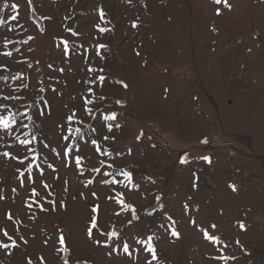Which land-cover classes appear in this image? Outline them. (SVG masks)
Wrapping results in <instances>:
<instances>
[{
	"label": "rangeland",
	"instance_id": "rangeland-1",
	"mask_svg": "<svg viewBox=\"0 0 264 264\" xmlns=\"http://www.w3.org/2000/svg\"><path fill=\"white\" fill-rule=\"evenodd\" d=\"M226 2L231 10L225 0L219 5L213 0H0V115L17 119L8 133L0 129V153L28 157L22 165L0 156V195L5 197L0 200V243H10L6 230L20 244L0 250V264H25L27 258L41 264V257L44 264H60L65 254L68 264H145L150 253L140 249L147 247L149 235L158 256L153 264H264V0ZM31 13L42 21V30ZM133 22L139 26L132 28ZM97 26L106 31L98 32ZM65 40L67 57L61 54ZM101 44L106 47L97 49ZM86 99L94 102L88 104L91 116L83 110ZM73 110L82 124L66 123ZM38 111L50 115L37 116ZM112 114L115 121L103 119ZM69 127L83 135L63 140ZM33 137L27 147L35 151H26L21 141ZM93 139L111 155L99 156ZM205 139L208 143L201 144ZM65 144L85 158L81 169L74 167L71 154L68 167L56 155ZM185 156L189 163L181 165ZM98 159L116 161L102 169L113 177L88 171L99 166ZM28 164L45 170L48 189L35 168L36 183L19 187L17 169L27 175ZM121 169L132 173V183L115 175ZM89 179L94 183L85 188ZM105 179L128 187L105 185ZM32 187L45 208L51 206L44 197L55 200L56 210L25 208ZM123 204L133 206L140 220L129 225L133 213ZM90 214L99 230L119 234L109 243L120 255L109 256L107 248L88 239ZM166 215L176 221L179 239L165 231L173 228ZM202 227L218 242L203 239ZM61 232L69 252L57 251L63 247ZM93 233L94 239L105 240L97 229ZM122 242L130 243L131 259L122 254ZM221 251L235 259H211Z\"/></svg>",
	"mask_w": 264,
	"mask_h": 264
},
{
	"label": "snow or ice",
	"instance_id": "snow-or-ice-1",
	"mask_svg": "<svg viewBox=\"0 0 264 264\" xmlns=\"http://www.w3.org/2000/svg\"><path fill=\"white\" fill-rule=\"evenodd\" d=\"M128 3H131V0H127ZM29 3H31V0H29ZM213 3L216 4V5H219L221 4V0H213ZM13 7H15V5H13ZM224 7L227 8L228 10H231V5L228 4L225 0V3H224ZM216 14L217 15H221V11L219 8H217L216 10ZM99 17L101 20H104L105 18V13L103 11V9L101 8L99 10ZM13 19H15V17H13ZM45 19H50L48 17H45ZM139 25L136 23V22H133L131 24V27L132 28H137ZM97 30L98 32L100 33H103L106 31L105 28L103 27H98L97 26ZM69 31H72L71 29H69ZM73 35H77V33L73 32ZM30 39H33V37H29ZM6 47V45H5ZM106 45H97V49L99 48H105ZM69 45H68V42L65 40L62 42V48H61V54L62 56H65L67 57L69 55ZM250 51V49H249ZM3 56H6V57H11L12 56V53L11 52H3L2 53ZM51 67V66H50ZM62 71V69H61ZM89 71H92V69H89ZM99 71H103V69H100ZM98 79L100 81H103L105 79L104 76H99ZM124 87H127V85H124ZM41 91H43V89H41ZM53 91H55V89H53ZM4 99H9V97H4ZM98 99H101L103 100L104 97H98ZM89 103H94L90 100H85L84 101V112L91 116L92 114V109L88 107V104ZM116 103L118 105H121V101L117 100ZM122 106V105H121ZM47 107V106H46ZM46 114H49L50 115V111L49 112H44V111H38L36 113L37 116H44ZM27 116V114H25ZM76 117V112L75 110L72 111V114L67 116L66 117V123L68 125H71L73 122L75 123H83L82 120H74V118ZM27 118L29 120H32V117L31 116H27ZM105 121H115L117 119L116 115L115 114H112V115H106L104 116L103 118ZM17 124V119H16V116L14 114H9V115H0V129L4 130L5 133H8L9 131L13 130L14 126ZM24 127H26L27 125H22ZM61 127H64V125H61ZM116 127H120L119 124L116 125ZM107 130L109 132H111L113 129H112V125L111 124H108L107 125ZM68 131V135H65L62 137L63 140L67 141L69 139L70 136H72L74 133L77 135V136H80V135H83V133L81 132V129L80 128H75L74 130L69 127L67 129ZM144 136V133L143 131H141L139 133V135L137 136V142H139ZM103 139L105 141H107L109 139L108 136H104ZM114 140V137L112 138ZM149 139H151V137H149ZM33 140H35V137H33L32 139H26V140H23L21 141V144L24 146L25 150L26 151H35V149H28V145H30ZM208 141L205 139V140H202L201 141V144H207ZM91 144L94 146L95 148V152L99 155V156H109L111 155L110 153H107L105 151H102L99 146L97 145V141L95 139H93L91 141ZM45 147H47V145H45ZM152 147H155V145H152ZM76 150L74 146H70L68 144H65L64 145V148L62 150V152H58L56 153V155L58 157H60L62 159V161H64V166L65 167H68L70 166L67 162V159L69 157V155L71 154L73 159H74V167L77 168V169H81L82 168V163L84 161V157L80 156V155H77L76 154ZM129 154H131V150H129ZM0 156L4 157L5 159H9V160H16L18 163L20 164H24V159H28V157H24V159H21L19 156H13L11 153L5 151L3 153H0ZM32 159H37V157H32ZM201 160L207 162V163H211V158L208 157V156H202L200 157ZM98 164L99 166L96 167H91L88 171L90 172H93V173H96L98 176L100 177H104V176H108V177H113L114 176V173L113 172H104L102 171V169L104 168H112L113 165L116 163V161L113 160L112 163L108 164V163H105L104 160H100L98 159ZM179 163L181 165H187L189 163V160L187 158V156L181 158L179 160ZM26 169H27V175L24 171H20L19 169H17V172H18V176H17V179H18V182H19V187L20 188H25L26 184H25V181H27L28 184H35L36 183V179L33 178V168L37 169V172H36V176L41 178V184L43 185V188L44 189H48L49 188V185L43 181V177H44V172L45 170L43 168L40 167L39 164L37 165H31V164H28V165H25ZM47 167L49 169L52 170V172H56L57 169L52 165V164H48ZM78 174L80 176H84L85 175V171L84 170H80L78 172ZM115 175H119V176H122L124 178V180L128 181L129 183H132L133 182V175L130 171H125L123 169H121L118 173H116ZM58 178V177H57ZM94 183V180L93 179H89L87 180L86 183H84V187L85 188H88L89 185H92ZM102 183L105 184V185H108V184H121V186L127 188L128 185L127 184H124L122 181H118L116 179H111V180H102ZM194 186H195V182H194ZM229 187L233 190V191H236V188L234 185H229ZM67 190V189H65ZM12 192L13 193H16L17 192V188L16 187H13L12 188ZM48 195H51V193H48ZM81 197L84 196V193H80ZM91 195L94 197V198H97V194L96 192H92ZM119 195H123L122 193H120ZM29 200H31V202H28V200L25 201L24 203V207L27 208V209H32L33 208V205H35L38 210L40 212H47L49 210L51 211H55L56 210V207H57V203L55 200H49L47 199V197H44V200L46 203H48L51 208H45L44 207V204L40 202L39 200V197H40V193L37 192V189L35 187H32L29 194ZM37 198V199H32V198ZM5 199L4 196L0 195V200H3ZM109 200L112 199L111 196L108 197ZM189 199H191L189 197ZM155 201L157 203V205L159 206L160 210L162 211L163 210V204L161 202V197L160 196H156L155 197ZM117 204H122V201L121 200H117L116 201ZM60 207L64 208L66 207V205L61 202ZM98 207V205L96 206ZM96 207H93L91 209V211L93 213L96 212ZM123 207L124 208H131V211H132V216H131V219L128 220V224L129 225H132L134 222L136 221H139L140 220V216L135 214V208L131 205H128V204H123ZM184 208L185 210L188 209V205H184ZM119 212H116L115 215L119 216ZM146 215H154L153 212H146L145 213ZM6 218L8 220H12L13 219V216L11 213H8L6 214ZM166 220L167 221H171L172 225H173V228L168 230L166 229L165 231L169 233V235L171 237H174L176 239H179L180 238V233L175 229V224H176V221L170 216V215H166ZM192 224H195L196 222L195 221H191ZM161 227H163V225H161ZM241 228H244V225L241 224L240 225ZM210 228L212 230H215L216 229V225L215 224H211L210 225ZM93 229H97L98 232H99V235L101 236H105V240L102 242L101 240L99 239H94V233H93ZM201 232H202V235H203V239H205L206 241H209L213 244L217 243L218 242V238L215 236V235H210L209 234V231L205 228H201ZM86 235L88 237V239L90 240H93V243L95 245H99V246H102V247H105L108 249V255L111 256L113 253H116L117 255H120L121 253L117 251V246L115 244H110L109 241H113V238H116V239H119V234L116 232V231H111V232H108L107 230H99L98 229V224H97V219L95 216H92L90 214V227H87L86 228ZM3 236L7 238V241H10V243L8 242H4V243H0V250H9V249H18L20 247V244L17 243V240L16 239H13V237L11 235H9V233L5 230L3 231ZM20 240L23 241L24 244H27L28 241L24 239L23 236H20L19 237ZM149 243L147 245V247H142L140 249V251H146L148 253H150V258L146 257L145 258V264H153V262L155 261H158V256H157V252H156V248L153 246L152 243H150L153 239H154V236L153 235H149L147 237ZM44 243L47 245L49 243V241H44ZM56 241H53V245H55ZM58 243L59 245L63 246L62 249H57V251H60V250H63L65 252H69V249L65 246V237L64 235L61 234L59 235V238H58ZM135 244H142L143 242L140 241V240H135L134 241ZM237 243H239L237 241ZM130 243L129 242H122L120 247H122V254L126 255L129 259H131L133 253L130 251ZM225 247H227V245H225ZM12 252L11 251H7L6 252V255H11ZM211 259H222L224 260L225 262H227L229 259H235L234 257H228V256H225L223 254V251H221V255L219 257H211ZM40 261H41V264H44L43 262V257L40 258ZM25 264H32V259L31 258H27L26 259V262ZM64 264H68V261L67 260H64ZM84 264H87V262L85 261Z\"/></svg>",
	"mask_w": 264,
	"mask_h": 264
},
{
	"label": "trees",
	"instance_id": "trees-1",
	"mask_svg": "<svg viewBox=\"0 0 264 264\" xmlns=\"http://www.w3.org/2000/svg\"><path fill=\"white\" fill-rule=\"evenodd\" d=\"M30 17H31L32 21H34V23H36V25L40 28V30H42V28H43L42 27V21L38 17H36L33 13L30 14ZM65 257H66V254L64 255L63 261H61L60 264H64Z\"/></svg>",
	"mask_w": 264,
	"mask_h": 264
}]
</instances>
